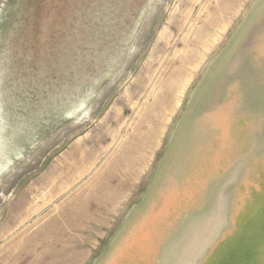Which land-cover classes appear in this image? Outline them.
<instances>
[{
	"label": "rangeland",
	"instance_id": "374dc122",
	"mask_svg": "<svg viewBox=\"0 0 264 264\" xmlns=\"http://www.w3.org/2000/svg\"><path fill=\"white\" fill-rule=\"evenodd\" d=\"M0 106V264H264V0H0Z\"/></svg>",
	"mask_w": 264,
	"mask_h": 264
},
{
	"label": "bare ground",
	"instance_id": "6f19581e",
	"mask_svg": "<svg viewBox=\"0 0 264 264\" xmlns=\"http://www.w3.org/2000/svg\"><path fill=\"white\" fill-rule=\"evenodd\" d=\"M1 130H3L2 106H0V162H1L0 163V171H2L5 168V166L7 167V165L11 164V161H12V159L10 158V156L8 154V152H9V143L4 141V138H3L2 134H1ZM7 133L8 132H6V134ZM2 158L5 159L4 163H2Z\"/></svg>",
	"mask_w": 264,
	"mask_h": 264
}]
</instances>
